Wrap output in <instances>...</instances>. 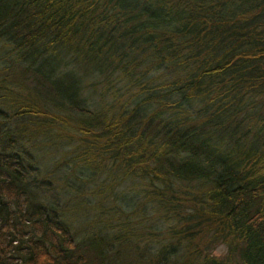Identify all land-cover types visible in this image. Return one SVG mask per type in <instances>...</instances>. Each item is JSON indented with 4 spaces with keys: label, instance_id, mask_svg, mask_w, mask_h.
Here are the masks:
<instances>
[{
    "label": "trees",
    "instance_id": "1",
    "mask_svg": "<svg viewBox=\"0 0 264 264\" xmlns=\"http://www.w3.org/2000/svg\"><path fill=\"white\" fill-rule=\"evenodd\" d=\"M0 264H264V0H0Z\"/></svg>",
    "mask_w": 264,
    "mask_h": 264
},
{
    "label": "rangeland",
    "instance_id": "2",
    "mask_svg": "<svg viewBox=\"0 0 264 264\" xmlns=\"http://www.w3.org/2000/svg\"><path fill=\"white\" fill-rule=\"evenodd\" d=\"M214 254L221 256L225 253V246L223 244L218 245L214 250Z\"/></svg>",
    "mask_w": 264,
    "mask_h": 264
}]
</instances>
